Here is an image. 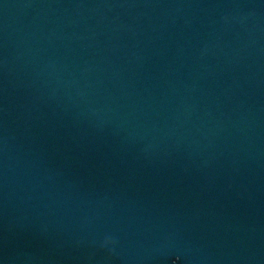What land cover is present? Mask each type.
Masks as SVG:
<instances>
[{
  "label": "water",
  "instance_id": "water-1",
  "mask_svg": "<svg viewBox=\"0 0 264 264\" xmlns=\"http://www.w3.org/2000/svg\"><path fill=\"white\" fill-rule=\"evenodd\" d=\"M0 264H264V0H0Z\"/></svg>",
  "mask_w": 264,
  "mask_h": 264
}]
</instances>
